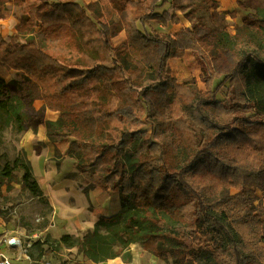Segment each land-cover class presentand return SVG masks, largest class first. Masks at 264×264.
Here are the masks:
<instances>
[{
	"label": "trees",
	"instance_id": "obj_1",
	"mask_svg": "<svg viewBox=\"0 0 264 264\" xmlns=\"http://www.w3.org/2000/svg\"><path fill=\"white\" fill-rule=\"evenodd\" d=\"M15 4L22 21L11 43L0 36V65L24 75L0 77V145L6 127L43 125L57 158L70 140L68 155L88 189L117 192L121 201L118 214L53 245L93 263L131 264L138 244L165 263L198 264L209 254L215 264H246L240 228L258 225L264 244V12L235 35L196 27L172 35L150 27L180 23L170 0H96L93 15L73 1ZM122 32L125 41L114 45ZM188 52L203 61L205 93L173 76L171 61ZM149 70L158 81L144 85ZM225 83L232 100L217 99ZM47 108L56 121L46 119ZM3 158L0 190L18 182L43 195L27 157Z\"/></svg>",
	"mask_w": 264,
	"mask_h": 264
},
{
	"label": "rangeland",
	"instance_id": "obj_2",
	"mask_svg": "<svg viewBox=\"0 0 264 264\" xmlns=\"http://www.w3.org/2000/svg\"><path fill=\"white\" fill-rule=\"evenodd\" d=\"M51 1L76 2L82 6L89 7L90 15L94 14L92 10L96 8L93 5L96 0ZM170 2L178 8L175 14L179 18L180 23L163 26L158 21H152L150 23L151 29L159 34L174 35L183 28L193 30L196 27L212 33L229 32L235 35L239 29L245 26V23H249L253 19H259L264 12V0H170ZM125 39L126 34L122 32L113 40V44L120 45ZM38 42L50 51L61 54L57 43L48 42L42 38H39ZM170 64L173 70V76L180 84H187L192 90L200 92L201 94L206 92V85L201 78L203 61L197 57L196 53L188 52L183 59H174ZM0 73H2L0 77L4 78L7 82L12 80L21 81L24 75L14 71L7 72L1 65ZM223 79H217L213 89L223 82ZM157 81L158 78L154 71L149 70L144 85H150ZM232 91L230 84L225 83L217 94V99L232 100ZM13 94L16 95L15 92ZM261 94L262 96L264 95V90ZM143 98L146 106L154 113L155 106L152 100L148 96H144ZM34 105L36 109H41L45 106V102L38 100ZM51 112H49V118L45 115L46 119L52 121L53 119L57 120L59 113L54 112L56 113L54 114L53 111ZM247 116L253 117L254 115L248 114ZM39 126V124L33 123L31 129L24 133L16 132L12 126L3 129V143L0 145L1 166L5 161L3 155H6L10 161L19 157H27L24 149L26 148L25 139L27 133L34 131L37 140L47 137L43 129L39 132ZM145 129L150 130V125L147 124ZM69 141L60 143L57 147L61 158L56 157V148L53 152L49 153V155L55 157V163L53 165L48 164L47 154L40 159V162L45 161V167H43L44 162L41 165L38 160L34 161L33 173L36 180L38 181L40 176L43 177L40 179L41 182L38 181L43 190L41 197L31 195L18 182H14L8 187L4 186L0 190V239H3V242L11 237L21 239L23 249L17 250L16 256L18 254H22L23 256L21 255V259L19 257L15 258L14 256L15 261H20L21 264L26 263L23 262L27 260L25 256L32 258L28 257L27 261L29 264H86L85 260L80 259L81 255H76V251L61 248L52 243L54 240H60L65 235L64 221H68L67 219H63V215L59 217V213L57 214L56 212V207L72 210L76 214H79V209H82L79 201L80 195L77 193H72V195L65 193V191H62L57 186V182L62 178H66L75 179L76 186L81 189L87 185V181L75 168L76 160L68 155ZM36 146L40 150V145L37 144ZM64 155H66L65 158ZM57 163L60 166H57ZM16 176L21 179L22 173H17ZM231 193L235 194L236 191L231 190ZM258 196L261 197L260 192H258ZM73 209L75 210L73 211ZM86 209L87 212L92 210L90 204H87ZM240 231L242 234V253L246 264H264V244L261 242L260 237L261 228L255 225L251 228L241 227ZM139 246L135 245L134 248L138 250L140 248ZM201 256V258H198V264H215L210 259L209 254H202ZM135 264H153L152 257L150 255H139ZM160 264H173V258L167 263L161 261Z\"/></svg>",
	"mask_w": 264,
	"mask_h": 264
},
{
	"label": "crops",
	"instance_id": "obj_3",
	"mask_svg": "<svg viewBox=\"0 0 264 264\" xmlns=\"http://www.w3.org/2000/svg\"><path fill=\"white\" fill-rule=\"evenodd\" d=\"M2 7V10H1ZM22 21V12L19 7L16 6L15 0H0V36L8 43L12 42V39L18 34V26L21 24ZM0 76H2V73H0ZM49 112L50 110L46 109V115L49 118ZM52 113V112H51ZM54 113V112H53ZM56 114V113H54ZM58 117V116H57ZM57 119V118H56ZM53 121H56L53 119ZM43 129L45 131V127L43 125L39 126V132ZM36 134L34 131H31V133H27V137L25 139L26 143V156L27 159L31 162L32 167H34V161L38 160L40 162V159L44 157L45 154H47V162L48 164L53 165L55 163V157L52 155H49L50 152H53L56 148L54 144H52L47 137L46 138H39L37 140ZM37 144L40 145V150L37 149ZM37 156H40L37 158ZM54 157V158H53ZM66 155H64V158ZM45 159V158H44ZM43 167H45V161ZM42 162L41 165H42ZM52 177V176H51ZM43 177L40 176L39 180ZM75 179H66L62 178L59 182H57V186L62 190L65 191V193L72 195V193L79 194V201L82 209H79V214H76L72 212V210H65L62 207H56V212L60 215H63V219H67L68 221L65 222L64 220V227H65V234H69L76 237L83 236L84 232H86L89 229H92L95 224L99 221V219L104 217H111L116 214H118L121 211V201L120 196L117 192H111V191H103L99 188L94 189H88L89 183L86 182L87 185H85V188H79L75 184ZM88 189V190H87ZM87 191V192H86ZM86 192V193H85ZM87 204H90V207L92 210L90 212H87ZM75 209H73L74 211ZM108 210H111V212H108ZM83 233V234H82ZM138 245V244H137ZM139 246V245H138ZM135 245L132 247L133 251V262L131 264H135L136 259L140 255H150L149 253L145 252L141 246L138 250H136ZM73 251H76L77 256H80L78 254L77 249H71ZM16 249L13 247H5L2 246L0 248V252H4L7 256H9L13 264H21L20 261H15V258L19 257L21 259L22 254H18L16 256ZM15 256V258H14ZM23 256V255H22ZM152 257L153 264H160L161 260L157 259L156 257L150 255ZM28 260V257L25 256ZM31 258V257H29ZM80 259L85 260L86 264H126L123 262L121 258L111 259L106 262L101 263H93L85 259L83 256L80 257ZM23 261L26 263L23 264H29L28 261Z\"/></svg>",
	"mask_w": 264,
	"mask_h": 264
},
{
	"label": "built area",
	"instance_id": "obj_4",
	"mask_svg": "<svg viewBox=\"0 0 264 264\" xmlns=\"http://www.w3.org/2000/svg\"><path fill=\"white\" fill-rule=\"evenodd\" d=\"M2 246L13 247L16 250L23 249L21 239L18 237L7 238L4 242L0 239V248ZM0 264H13V261L4 252H0Z\"/></svg>",
	"mask_w": 264,
	"mask_h": 264
},
{
	"label": "bare ground",
	"instance_id": "obj_5",
	"mask_svg": "<svg viewBox=\"0 0 264 264\" xmlns=\"http://www.w3.org/2000/svg\"><path fill=\"white\" fill-rule=\"evenodd\" d=\"M108 212H111V210H108Z\"/></svg>",
	"mask_w": 264,
	"mask_h": 264
}]
</instances>
